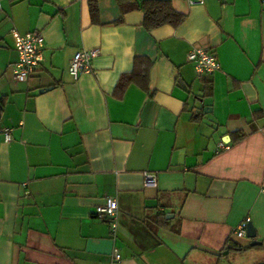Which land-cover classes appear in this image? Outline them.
Masks as SVG:
<instances>
[{
	"label": "crops",
	"instance_id": "obj_1",
	"mask_svg": "<svg viewBox=\"0 0 264 264\" xmlns=\"http://www.w3.org/2000/svg\"><path fill=\"white\" fill-rule=\"evenodd\" d=\"M0 1V264H264V0H167L183 20L151 29L141 0L95 21L87 0ZM11 29L44 38L27 81ZM193 48L218 69L198 78Z\"/></svg>",
	"mask_w": 264,
	"mask_h": 264
},
{
	"label": "built area",
	"instance_id": "obj_2",
	"mask_svg": "<svg viewBox=\"0 0 264 264\" xmlns=\"http://www.w3.org/2000/svg\"><path fill=\"white\" fill-rule=\"evenodd\" d=\"M204 0H187L190 5L202 4ZM1 10V1H0ZM11 35L14 39V48L17 52L18 59L13 66V75L17 81H27L28 78L39 68L42 61V50L44 38L41 32L37 30L18 33L15 29H11ZM97 48H82L77 50L69 60L68 70L70 75L76 80L82 72L91 70V60L99 55ZM187 60L194 65L195 73L198 78L205 74H210L219 65L213 52L208 48H193L187 53ZM4 139H11L8 129L3 130ZM145 184H154L155 177L153 174L145 173ZM118 210L117 201L111 196H107L103 204L95 207V215L99 218H110L113 225V218ZM249 218L242 220L233 230V234L237 237L246 236L247 224ZM120 254L117 249L113 250L112 261L119 260Z\"/></svg>",
	"mask_w": 264,
	"mask_h": 264
},
{
	"label": "trees",
	"instance_id": "obj_3",
	"mask_svg": "<svg viewBox=\"0 0 264 264\" xmlns=\"http://www.w3.org/2000/svg\"><path fill=\"white\" fill-rule=\"evenodd\" d=\"M87 3L92 20L95 21L98 17L97 0H87ZM130 7L131 5L129 4L127 8ZM137 7H140L143 11V26L146 29H151L166 23L177 25L183 20V15L175 11L167 0H141ZM137 74L138 71L136 70L129 75L124 74L119 80V86H122L127 82L137 78ZM207 85L208 82L207 84L205 83L204 87H208ZM249 247L250 246H241V250L247 249Z\"/></svg>",
	"mask_w": 264,
	"mask_h": 264
},
{
	"label": "water",
	"instance_id": "obj_4",
	"mask_svg": "<svg viewBox=\"0 0 264 264\" xmlns=\"http://www.w3.org/2000/svg\"><path fill=\"white\" fill-rule=\"evenodd\" d=\"M255 235H256V233H255V229L253 228V226L251 225V223H248V224H247L246 236H247L248 238L252 239L251 242H250V245H251V246H253V245L259 243L257 240H254Z\"/></svg>",
	"mask_w": 264,
	"mask_h": 264
}]
</instances>
